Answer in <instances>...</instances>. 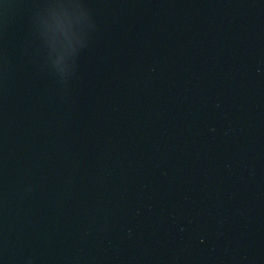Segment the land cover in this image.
<instances>
[{"label": "water", "instance_id": "obj_1", "mask_svg": "<svg viewBox=\"0 0 264 264\" xmlns=\"http://www.w3.org/2000/svg\"><path fill=\"white\" fill-rule=\"evenodd\" d=\"M0 264H264V0H0Z\"/></svg>", "mask_w": 264, "mask_h": 264}]
</instances>
